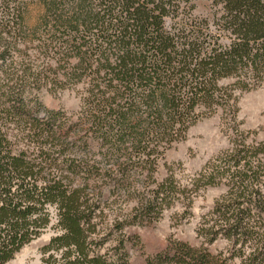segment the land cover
Returning a JSON list of instances; mask_svg holds the SVG:
<instances>
[{
  "label": "trees",
  "instance_id": "1",
  "mask_svg": "<svg viewBox=\"0 0 264 264\" xmlns=\"http://www.w3.org/2000/svg\"><path fill=\"white\" fill-rule=\"evenodd\" d=\"M36 1V46L23 0L0 21V264L50 225L43 264H132V226L220 183L201 244L174 241L144 264H264V141L233 135L187 183L155 177L198 119L236 114L233 88L264 81V0H206L202 16L188 0ZM49 80L86 86L81 116L42 104L36 89ZM122 198L136 205L110 224ZM220 239L226 250L213 253Z\"/></svg>",
  "mask_w": 264,
  "mask_h": 264
},
{
  "label": "rangeland",
  "instance_id": "2",
  "mask_svg": "<svg viewBox=\"0 0 264 264\" xmlns=\"http://www.w3.org/2000/svg\"><path fill=\"white\" fill-rule=\"evenodd\" d=\"M0 0V21L3 19L4 11L14 7L20 0ZM24 1V18L27 45L36 46L41 38V30H35L44 14V8L36 0ZM195 5V13L199 16L206 15L211 11L210 4L206 0H188ZM182 5L185 4L181 0ZM189 4V3H188ZM188 8V6H186ZM33 30H35L34 33ZM36 33V35H34ZM21 41V40H20ZM19 42V41H18ZM22 44V43H20ZM21 46V45H20ZM23 58V57H22ZM20 58H16L18 61ZM47 61H50L47 59ZM54 63L53 61L50 62ZM40 64L37 60L35 63ZM56 66V64H55ZM54 76H60V70L54 72ZM40 86L36 89L39 100L44 106L54 110H64L70 114H76L77 118L82 109V97L86 86L83 83L59 86L56 82ZM222 83L227 84L228 81ZM236 97L234 108L236 114L218 109L215 113L201 117L189 129L185 139L172 143L166 149L164 157L159 161L157 180L164 178L167 173H173L183 183L190 181V178L199 172L207 162L216 158L221 152L229 149L232 144L233 135L247 138L248 142L264 141V81L261 85L250 90L233 88ZM234 101H232V104ZM224 183L200 187L190 199H177L171 206L166 207L159 220L150 224L134 225L128 232L138 236L140 244L133 239L129 247L130 260L132 264H144L149 256L156 255L166 250L168 245L174 241H184L198 246L203 239L198 237V229L202 218L211 211L215 201L227 191ZM109 192L105 189V198ZM118 199V198H117ZM114 200L109 198V202ZM136 202L122 200L111 204L106 212L110 224L120 218L118 213H129ZM120 215V214H119ZM58 231L46 228L37 238L25 245L13 259L6 264H43L42 247L46 245ZM135 243V244H134ZM227 244L220 239L209 246V249L216 253L226 250Z\"/></svg>",
  "mask_w": 264,
  "mask_h": 264
}]
</instances>
